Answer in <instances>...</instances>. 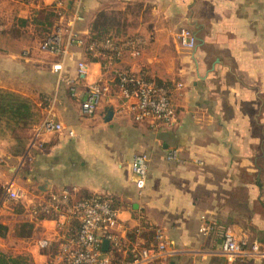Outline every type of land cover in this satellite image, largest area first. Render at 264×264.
<instances>
[{"label": "crops", "instance_id": "crops-1", "mask_svg": "<svg viewBox=\"0 0 264 264\" xmlns=\"http://www.w3.org/2000/svg\"><path fill=\"white\" fill-rule=\"evenodd\" d=\"M133 5L148 19L113 39L144 44L138 56L125 50L117 67L169 90L177 113L171 126L134 122L121 111L126 100L113 69L105 70L110 54L88 48L98 15L124 16ZM182 29L195 36L193 50L180 46ZM53 36L59 50L43 51ZM81 62L87 75L78 74ZM6 77L14 78L11 92L32 100L38 122L22 154L13 135L0 136V185L24 192L18 202L5 192L0 198V223L8 228L1 252L58 264L79 223L66 214L34 215V208L65 191L74 202L99 197L119 211L113 233L124 247L115 254L120 263L131 260L133 247L158 245L157 229L167 240L160 264H228L220 252L225 232L264 251V0H0V82ZM101 79L111 92L87 115L88 87ZM50 115L61 131L44 127ZM140 154L148 157L143 190L131 169ZM233 264H264V257L248 253Z\"/></svg>", "mask_w": 264, "mask_h": 264}, {"label": "built area", "instance_id": "built-area-1", "mask_svg": "<svg viewBox=\"0 0 264 264\" xmlns=\"http://www.w3.org/2000/svg\"><path fill=\"white\" fill-rule=\"evenodd\" d=\"M32 3L35 0H25ZM61 2V0H60ZM75 20L81 21L79 15H75ZM181 47L193 50L196 46V38L189 29H182L178 36ZM71 42L83 46V40L76 34H72ZM144 42L139 39H130L117 43L113 38H108L101 42H93L88 45L90 51L98 52L104 50L108 56L105 70L113 69L114 79L120 89L126 105L122 104L121 111L132 117L134 122H150L157 127L161 124L174 125L177 120V113L170 96V92L156 82L149 80L145 74H134L123 71L117 67L122 54L129 50L132 55H140L139 48ZM59 37H49L42 45L43 51L56 53L59 50ZM53 71H62V65H54ZM89 65L87 63L78 64V74L87 75ZM111 92L110 85L101 79L88 87L87 99L82 104V111L89 115L93 114L100 103ZM44 123L47 130L61 131V124H55L50 115ZM170 159L175 158V154H170ZM148 157L145 154L136 155L132 161L131 169L135 177V184L138 189L143 190L146 185L148 171ZM5 198L10 202H18L23 199L24 192L12 186L4 188ZM46 213L53 215H65L71 220L79 223V228L75 236L66 237L61 246V258L58 264H160V261L167 257V240L164 233L156 230L158 245L150 247H133L131 249L132 258L120 263L115 254L123 251V245L113 230L119 226V211L112 208L107 200L99 197H89L79 201H72L68 191L62 195H56L48 207L38 210L34 208V215ZM210 228L205 227L202 231L207 232ZM110 242L109 253L102 249L104 241ZM41 249L48 247V242L39 243ZM124 252V251H123ZM220 252L228 264H233L237 260L243 259L248 253L264 257V251L258 243L248 245L246 242L238 241L232 234L225 232L220 246Z\"/></svg>", "mask_w": 264, "mask_h": 264}, {"label": "trees", "instance_id": "trees-1", "mask_svg": "<svg viewBox=\"0 0 264 264\" xmlns=\"http://www.w3.org/2000/svg\"><path fill=\"white\" fill-rule=\"evenodd\" d=\"M117 16H108L103 13L98 15L94 23H92V36L88 41V45L94 41L114 38L115 35L120 36L123 28ZM48 35L46 36L48 37ZM37 122L38 113L30 100L14 92L0 89V124L5 123L6 129H9L18 143L16 153L22 154L26 148L27 139L23 135H18L19 132L29 130ZM3 192L4 188L0 185V198ZM7 232L8 228L0 223V237L5 238ZM0 264H34V262L27 255L13 257L0 251Z\"/></svg>", "mask_w": 264, "mask_h": 264}, {"label": "rangeland", "instance_id": "rangeland-1", "mask_svg": "<svg viewBox=\"0 0 264 264\" xmlns=\"http://www.w3.org/2000/svg\"><path fill=\"white\" fill-rule=\"evenodd\" d=\"M142 11H143L142 8H140L137 5H133V7H130V9L128 10L127 14L124 15L125 17L118 15L117 18L119 19L122 27H125V26H127L129 24V25H131L132 28H135V27L137 28L139 23H140V20H146L149 17L148 13H145V12H147V10L144 13H142ZM43 37L44 36H42V39H43ZM13 81H14V78H10L9 79L8 77H6V78L3 79V81L0 82V85H2L3 90L7 89V90H4V91H9L10 90L9 92H11V91H14L13 87H14L15 84L13 83ZM36 85H38V84H36ZM21 96H23V95H21ZM23 97L27 98L25 96H23ZM28 100H30V99H28ZM30 102L32 104H34L32 102V100H30ZM34 109H35V107H34ZM27 131L28 130L19 132L18 135H23V137H25ZM8 135H13V134H11L9 129H6L5 123L0 124V136H8ZM16 230H17V227H16ZM22 233L23 234H27L28 233V227H22ZM4 243H8L7 245L9 247H14V246H11V244H9V242H7L6 240H5ZM1 245H2V247H4V249L9 250V247L4 246L3 244H1Z\"/></svg>", "mask_w": 264, "mask_h": 264}, {"label": "water", "instance_id": "water-1", "mask_svg": "<svg viewBox=\"0 0 264 264\" xmlns=\"http://www.w3.org/2000/svg\"><path fill=\"white\" fill-rule=\"evenodd\" d=\"M113 115H114V111L113 109L110 107V108H107L106 111H105V121L106 122H109L112 120L113 118ZM109 247H110V242L109 241H104L103 242V246H102V249L104 252H107L109 250Z\"/></svg>", "mask_w": 264, "mask_h": 264}]
</instances>
